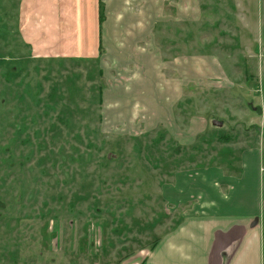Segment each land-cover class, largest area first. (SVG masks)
Here are the masks:
<instances>
[{
  "label": "rangeland",
  "instance_id": "rangeland-1",
  "mask_svg": "<svg viewBox=\"0 0 264 264\" xmlns=\"http://www.w3.org/2000/svg\"><path fill=\"white\" fill-rule=\"evenodd\" d=\"M14 2L0 0V264H144L153 242L192 213L191 200L175 205L171 192L185 195L190 176L216 182L219 169H236L244 148L237 143L250 144L258 131L247 116L263 145L264 51L253 2L201 0L200 21L169 20L156 31L165 57L215 54L228 85L239 80L235 92L216 82L186 89L177 134L156 125L150 97L149 130L122 132L101 119L107 75L99 56H35L7 22ZM73 10L74 40L83 8ZM201 112L209 129L194 139L186 124Z\"/></svg>",
  "mask_w": 264,
  "mask_h": 264
},
{
  "label": "crops",
  "instance_id": "crops-1",
  "mask_svg": "<svg viewBox=\"0 0 264 264\" xmlns=\"http://www.w3.org/2000/svg\"><path fill=\"white\" fill-rule=\"evenodd\" d=\"M88 1L16 0L12 4L16 9L7 11V22L14 23L15 30L35 56H99L100 0ZM102 1L106 17L101 35L104 53L99 58L107 75L103 94L106 109L102 119L111 118L116 130L129 133L141 127L149 130L153 117L148 114L145 103L150 97V103L156 106L153 109L156 125L162 122L159 124H165L169 131L177 134L180 127L176 105L184 99L186 89L216 82L219 88L231 86L234 92L240 90L237 78L228 85L230 78L215 54L187 51L170 58L164 56L158 45L156 31L171 23L169 20L191 24L200 21L201 0ZM250 1L257 17L256 40L264 51V0ZM168 3L173 13L167 14ZM79 6L83 8V19L75 18L73 40L68 35L71 27L67 17L71 9L78 16ZM6 7L7 4L3 9ZM73 41L74 50L71 49ZM261 69L264 76V65ZM168 87L174 93L171 94ZM247 119H250L249 126H258V131L251 129L250 144L237 143L238 148H244L236 169H219L221 173L216 182L208 176H190L186 185H181L185 187V195L171 192L168 198L175 205L191 200L192 213L176 228L159 236L146 257L145 251L139 253L143 255L144 264H264V142L262 145L258 140L262 131L259 123L253 116ZM209 125L208 113L201 112L190 119L186 130L195 132L196 139ZM228 163L233 165L231 160ZM214 169L209 166L196 170ZM126 260L121 264H130Z\"/></svg>",
  "mask_w": 264,
  "mask_h": 264
},
{
  "label": "trees",
  "instance_id": "trees-1",
  "mask_svg": "<svg viewBox=\"0 0 264 264\" xmlns=\"http://www.w3.org/2000/svg\"><path fill=\"white\" fill-rule=\"evenodd\" d=\"M105 17H106L105 16V5H104L103 1L100 0V19H99V23H100V27H99V34H100V55H102L103 52H104V48H103V45H102L101 35H102V23L104 22ZM101 119H102V117H101ZM157 241H158V238L153 242L152 247L156 244Z\"/></svg>",
  "mask_w": 264,
  "mask_h": 264
},
{
  "label": "water",
  "instance_id": "water-1",
  "mask_svg": "<svg viewBox=\"0 0 264 264\" xmlns=\"http://www.w3.org/2000/svg\"><path fill=\"white\" fill-rule=\"evenodd\" d=\"M214 123L216 124V125H222V122L221 121H219V120H214Z\"/></svg>",
  "mask_w": 264,
  "mask_h": 264
}]
</instances>
